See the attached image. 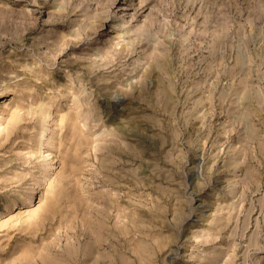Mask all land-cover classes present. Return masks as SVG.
I'll list each match as a JSON object with an SVG mask.
<instances>
[{
    "label": "rangeland",
    "instance_id": "374dc122",
    "mask_svg": "<svg viewBox=\"0 0 264 264\" xmlns=\"http://www.w3.org/2000/svg\"><path fill=\"white\" fill-rule=\"evenodd\" d=\"M0 264H264V0H0Z\"/></svg>",
    "mask_w": 264,
    "mask_h": 264
}]
</instances>
